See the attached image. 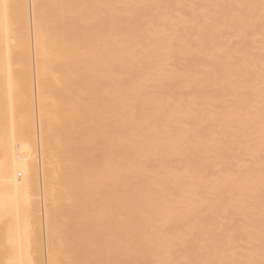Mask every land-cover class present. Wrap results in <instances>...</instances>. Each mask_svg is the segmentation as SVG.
<instances>
[{
	"label": "bare ground",
	"instance_id": "1",
	"mask_svg": "<svg viewBox=\"0 0 264 264\" xmlns=\"http://www.w3.org/2000/svg\"><path fill=\"white\" fill-rule=\"evenodd\" d=\"M0 264H264V0H0Z\"/></svg>",
	"mask_w": 264,
	"mask_h": 264
},
{
	"label": "rangeland",
	"instance_id": "2",
	"mask_svg": "<svg viewBox=\"0 0 264 264\" xmlns=\"http://www.w3.org/2000/svg\"><path fill=\"white\" fill-rule=\"evenodd\" d=\"M38 142L36 143V149H37V153L39 152V146L38 145H40V143H39V140H37ZM38 144V145H37ZM39 179V183L41 184V175L39 174V177H38ZM39 206H41V210H40V220H42L43 221V219H44V215H45V213H44V211H43V203L41 202V204L39 205ZM44 231L42 230V237H41V241H42V244H43V246H44V244H45V242H46V238H45V233H43ZM43 252H45V249L43 248Z\"/></svg>",
	"mask_w": 264,
	"mask_h": 264
}]
</instances>
